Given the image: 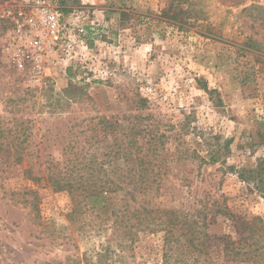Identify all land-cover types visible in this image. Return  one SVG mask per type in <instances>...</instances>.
<instances>
[{
	"label": "rangeland",
	"instance_id": "1",
	"mask_svg": "<svg viewBox=\"0 0 264 264\" xmlns=\"http://www.w3.org/2000/svg\"><path fill=\"white\" fill-rule=\"evenodd\" d=\"M13 1L0 0V264H96L106 235L69 223V197L23 174L47 177V165L66 162L68 132L85 119L150 115L145 123L167 136L186 119L189 146L219 135L234 141L230 164L264 158V18L230 0H55L64 29L39 73L32 61L19 66L10 48L12 26L1 15ZM140 98L148 104L137 112ZM167 147L174 153L177 144ZM181 162L169 178L188 177L193 194L217 190L234 213L264 218V198L220 164ZM157 241H138L131 264H160Z\"/></svg>",
	"mask_w": 264,
	"mask_h": 264
},
{
	"label": "trees",
	"instance_id": "2",
	"mask_svg": "<svg viewBox=\"0 0 264 264\" xmlns=\"http://www.w3.org/2000/svg\"><path fill=\"white\" fill-rule=\"evenodd\" d=\"M230 1L242 6L248 16L264 18L260 0ZM177 18V14L172 16ZM132 104L139 112L147 108L148 99ZM149 119L150 115L140 114L130 115V123L124 122L125 117L85 119L81 129L73 125L68 132L63 147L69 155L66 162L47 165V177L41 169L30 168L23 174L35 183L46 179L47 189L69 197V223L82 220L83 231L106 235L105 243L93 254L96 264L135 262V245L147 235L158 238L154 248H158L160 264H264L263 217L236 214L228 207L227 198L217 196V190L196 195L195 181L167 176L180 174L181 161L199 160V168L220 164L224 175H236L264 198V158L246 167L230 164L232 139L215 135L214 145L205 143L199 150L187 142L193 131L184 125L186 119L170 136L160 133L155 122L145 123ZM167 140L177 144L174 153L166 148ZM23 150L21 143L15 147L18 154L23 155ZM175 192H184V201L169 207L166 199H174Z\"/></svg>",
	"mask_w": 264,
	"mask_h": 264
},
{
	"label": "built area",
	"instance_id": "3",
	"mask_svg": "<svg viewBox=\"0 0 264 264\" xmlns=\"http://www.w3.org/2000/svg\"><path fill=\"white\" fill-rule=\"evenodd\" d=\"M61 16L55 0H15L2 13L12 26L14 46L10 48L19 66L32 61L34 70L41 73L45 56L52 52L51 41L63 32Z\"/></svg>",
	"mask_w": 264,
	"mask_h": 264
}]
</instances>
